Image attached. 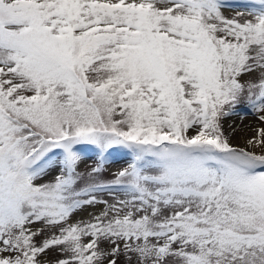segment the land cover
Returning a JSON list of instances; mask_svg holds the SVG:
<instances>
[{
  "label": "snow or ice",
  "instance_id": "snow-or-ice-1",
  "mask_svg": "<svg viewBox=\"0 0 264 264\" xmlns=\"http://www.w3.org/2000/svg\"><path fill=\"white\" fill-rule=\"evenodd\" d=\"M0 264H264V0H0Z\"/></svg>",
  "mask_w": 264,
  "mask_h": 264
},
{
  "label": "rangeland",
  "instance_id": "rangeland-1",
  "mask_svg": "<svg viewBox=\"0 0 264 264\" xmlns=\"http://www.w3.org/2000/svg\"><path fill=\"white\" fill-rule=\"evenodd\" d=\"M230 2L235 3L237 2V0H230ZM233 14L234 12L232 10H225V15H233ZM237 118H239V121L240 119H247V118L256 119L255 116L251 114H244L243 109H241V115H238ZM84 155H85V159L81 162L79 166V170L82 172L90 169L96 164L95 152L93 150L91 149L85 150ZM128 159L129 157L123 152H114L109 157L110 163L106 164L105 171L102 173L100 178L103 180L111 179L112 173L125 167ZM51 178L52 177L49 176L46 179H51ZM95 211H99V208H88L85 211L80 212L78 216L74 217V219L87 218L88 213Z\"/></svg>",
  "mask_w": 264,
  "mask_h": 264
},
{
  "label": "bare ground",
  "instance_id": "bare-ground-1",
  "mask_svg": "<svg viewBox=\"0 0 264 264\" xmlns=\"http://www.w3.org/2000/svg\"><path fill=\"white\" fill-rule=\"evenodd\" d=\"M238 116H233L227 121H225V132L228 133L231 131L229 125H233L237 128L236 134L233 136V143H242L241 136L247 133L246 126H253L256 123V119L247 118V119H240L237 118Z\"/></svg>",
  "mask_w": 264,
  "mask_h": 264
}]
</instances>
